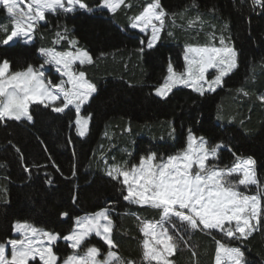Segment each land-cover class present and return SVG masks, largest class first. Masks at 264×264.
<instances>
[{"label":"trees","instance_id":"trees-1","mask_svg":"<svg viewBox=\"0 0 264 264\" xmlns=\"http://www.w3.org/2000/svg\"><path fill=\"white\" fill-rule=\"evenodd\" d=\"M85 2L93 11L47 14L33 42L0 45V60L8 59L11 70H20L28 63L38 65L42 63L36 51L40 46L72 50L66 40L53 43L56 32L66 26L78 46L93 57L92 64L77 67L97 86L81 108V114L89 117L83 137L75 133L72 108L55 113L32 105L31 121L0 122V242L12 238V224L18 220L68 234L75 217L112 207L113 236L118 246L114 250L135 264H145L137 217L154 222L160 214L123 201L117 192L119 185L106 175L105 161L136 163L150 150L166 157L185 145L187 132L192 129L212 144L228 145L231 151L222 149L219 153L221 167L233 164V152L251 156L257 161L259 179L264 181V103L257 99L264 93V11L253 6L252 0H195L197 8L190 7L193 0H161L169 13L183 15L176 16L175 24L169 21L162 40L142 55L138 49L146 34L131 29L129 20L148 0H124L115 12L98 8L101 0ZM208 13L227 23L226 33L237 50L238 67L221 87L204 96L186 87L174 88L164 98L154 95L169 62L177 71L182 70L183 43H203L205 30L212 27ZM197 14L203 21H199L201 30L188 26ZM3 36L0 32V38ZM47 75L50 79L59 76L54 68ZM241 88L243 91L238 92ZM173 130L175 138L170 136ZM242 190L256 192L255 186ZM63 212L69 216L63 218ZM217 239L227 240L216 230L189 231L169 259L172 264H213ZM89 240L107 252L100 238L92 234ZM242 243L248 264H264V227H258ZM238 244L241 241L232 242V246ZM54 251L62 258L72 249L60 239ZM30 264L40 263L36 260Z\"/></svg>","mask_w":264,"mask_h":264},{"label":"snow or ice","instance_id":"snow-or-ice-1","mask_svg":"<svg viewBox=\"0 0 264 264\" xmlns=\"http://www.w3.org/2000/svg\"><path fill=\"white\" fill-rule=\"evenodd\" d=\"M124 0H101L100 8L115 12ZM253 6L264 11V0H252ZM192 8L198 5L193 0ZM77 9L93 11L85 0H0V11L8 23L0 24V45L23 40L31 42L47 14L74 13ZM188 9L185 8L184 12ZM182 13H169L161 0H148L139 14L130 23L132 29L145 33L138 51L146 55L162 40L168 22ZM203 22L197 14L189 20L192 27ZM59 27V26H58ZM171 36L172 33L168 32ZM68 41L69 49L58 51L55 47L41 46L36 51L42 58L38 65L28 63L20 70H11L8 59L0 60V121L32 120L30 106L42 105L52 112L64 113L75 108V126L79 136L88 131V119L81 116V106L97 91L94 82L86 78L77 65L92 64L93 57L78 46L65 26L56 32L54 44ZM238 53L223 35L220 46H192L184 49L185 66L177 71L172 62L167 65L163 83L155 88V95L167 97L177 86L191 88L201 96L215 92L225 83V78L238 67ZM59 74L57 79L47 75L52 69ZM215 70L211 79L205 74ZM243 91V88L238 89ZM248 95L247 92H244ZM264 103V95L258 96ZM221 117L218 116V119ZM175 138V130L170 133ZM71 142V141H69ZM222 149H231L224 142L212 144L204 136H196L189 129L185 145L166 157L149 151L139 157L137 163L124 160L122 163L105 161L106 175L119 187L117 192L123 201L141 207H150L159 212V220L148 221L137 217L143 239L142 258L145 264H172L178 245L189 231H219L226 241L216 240L214 264H248L242 242L264 227V181L257 174V161L249 156H237L231 166L218 163ZM131 156V153H129ZM25 171H28L27 166ZM51 184L52 180L48 179ZM255 186V194L243 189ZM7 194V189H3ZM112 207H104L92 214L74 218V227L68 234L56 233L37 227L29 221H16L12 231L18 238L0 242V264H30L38 258L40 264H135L118 255L114 241ZM62 217L69 213H61ZM169 225L171 227H169ZM94 234L107 245L106 254L100 247L90 244ZM60 239L72 249L66 257H58L54 247ZM233 241L241 244L232 246ZM87 245V246H86ZM86 246V247H85ZM10 247V254H9Z\"/></svg>","mask_w":264,"mask_h":264},{"label":"rangeland","instance_id":"rangeland-1","mask_svg":"<svg viewBox=\"0 0 264 264\" xmlns=\"http://www.w3.org/2000/svg\"><path fill=\"white\" fill-rule=\"evenodd\" d=\"M65 3H66V0H65ZM100 4H101V2H100ZM100 4H99V6H98V8H100ZM101 9V8H100ZM107 10V9H106ZM208 15H209V17H208V19H207V21L209 22L208 24L210 25V26H212V27H209L208 29H206L205 31L207 32V33H205L204 35H203V37H202V41H203V43L201 44V45H192V46H212V45H215V46H220V37H221V35H223L224 37H225V39H226V41L232 46V44H231V41H230V38L228 37V35H227V33H226V31H227V23H225V22H222V23H220L219 21H218V19L217 18H214V17H211V14H209L208 13ZM0 24H4V23H8V21H7V19H6V15H5V13L3 12V11H0ZM133 18V17H132ZM132 18H130V20H129V25H130V23H131V20H132ZM193 20H195V19H193ZM131 28V27H130ZM192 28H196L197 30H201L202 29V24H200L199 23V21H197L193 26H192ZM216 28V29H215ZM132 29V28H131ZM215 29V30H214ZM133 30H136V31H139L138 29H133ZM34 37H35V35H34ZM34 39V38H33ZM19 41H21L22 43H25V44H27V43H31V42H33V40L31 41V42H24L23 40H19ZM10 43H12V42H10ZM187 45H191L190 43H183V53H182V60H183V68H184V66H185V61H184V49H185V47L187 46ZM41 47V46H40ZM39 47V48H40ZM183 68H182V70H183ZM166 69H167V67H166ZM182 70H180V71H182ZM166 75H167V72H166ZM215 75V70L214 69H209L208 70V72L205 74V76H206V79H211L213 76ZM50 78V77H49ZM160 86V85H159ZM158 87V86H157ZM178 87H184V86H177L176 88H178ZM187 88V87H186ZM189 89H191V88H189ZM154 95H155V91H154ZM260 95H264V93H261ZM260 95H258V96H260ZM258 99V98H257ZM258 101H260L259 99H258ZM83 106V105H82ZM82 106H81V108H82ZM70 108H72L73 110H74V112H75V108L73 107V106H70ZM80 114H81V112H80ZM81 116H83V117H85V118H87L88 119V122H89V117L88 116H84V115H82L81 114ZM75 117H76V112H75ZM24 120H26V119H24ZM28 121V120H27ZM0 122H2V121H0ZM74 129H75V133L77 134V132H76V126H75V123H74ZM78 135V134H77ZM79 136V135H78ZM81 137V136H80ZM138 162V161H137ZM136 162V163H137ZM110 165V164H109ZM105 172H106V168H105ZM95 213V212H94ZM92 214V213H91ZM84 215H87V214H83V215H81V216H84ZM94 235V234H93ZM12 238H18V234H16V233H14L13 232V236H12ZM11 239V238H10ZM103 242V241H102ZM6 243V242H5ZM104 243V242H103ZM107 246V245H106ZM9 254H10V247H9ZM106 254V253H105ZM37 261L39 262V260H38V258H37ZM40 263V262H39ZM213 264H214V262H213Z\"/></svg>","mask_w":264,"mask_h":264},{"label":"water","instance_id":"water-1","mask_svg":"<svg viewBox=\"0 0 264 264\" xmlns=\"http://www.w3.org/2000/svg\"><path fill=\"white\" fill-rule=\"evenodd\" d=\"M64 218V217H63Z\"/></svg>","mask_w":264,"mask_h":264}]
</instances>
